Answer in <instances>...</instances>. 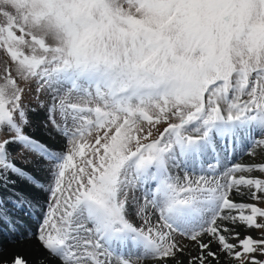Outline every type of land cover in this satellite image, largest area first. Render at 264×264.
Segmentation results:
<instances>
[{
  "label": "snow or ice",
  "instance_id": "snow-or-ice-1",
  "mask_svg": "<svg viewBox=\"0 0 264 264\" xmlns=\"http://www.w3.org/2000/svg\"><path fill=\"white\" fill-rule=\"evenodd\" d=\"M0 54L34 264H264V0H0Z\"/></svg>",
  "mask_w": 264,
  "mask_h": 264
},
{
  "label": "bare ground",
  "instance_id": "bare-ground-1",
  "mask_svg": "<svg viewBox=\"0 0 264 264\" xmlns=\"http://www.w3.org/2000/svg\"><path fill=\"white\" fill-rule=\"evenodd\" d=\"M20 190L19 188H17ZM23 191V190H21ZM26 193V191H24ZM31 194V193H28ZM7 195V193H5ZM32 195V194H31ZM41 199L43 200V197L41 195ZM9 205V211H10ZM21 213H24L20 211ZM20 223H18L17 228H8L6 226H0V241L3 242L4 247L7 249L6 252L3 253L2 259L4 260H10L13 255L15 254H21L24 255L26 258H28L30 261L35 262V260L38 258L39 255L42 253L35 251L34 249H29L26 246H22L19 243L15 245L9 244L10 239H15L17 236L25 233L28 230L35 231L36 228V222L34 219H30L29 217H23ZM17 224V223H15ZM4 225V224H3Z\"/></svg>",
  "mask_w": 264,
  "mask_h": 264
},
{
  "label": "rangeland",
  "instance_id": "rangeland-1",
  "mask_svg": "<svg viewBox=\"0 0 264 264\" xmlns=\"http://www.w3.org/2000/svg\"><path fill=\"white\" fill-rule=\"evenodd\" d=\"M0 55H2V54H0ZM34 134L36 135V137H37L38 139L43 140V141L48 142V143H52L51 141H48V140H47V137L44 136V133H43L42 130H39V129L34 130ZM59 146L62 147V144L59 145ZM259 158H260V157H259V155H258V156H257V159H259ZM244 160L247 161V160H248V157H245ZM16 162H17V164L20 165L21 167H25L24 164H21V163H20V160H19V159H18ZM33 171H35V170L33 169ZM36 174L40 177L41 182H43L44 180L47 179V174H46V173L37 172ZM42 197H43V195H42ZM0 222H1V221H0ZM2 225H3V223H2Z\"/></svg>",
  "mask_w": 264,
  "mask_h": 264
}]
</instances>
